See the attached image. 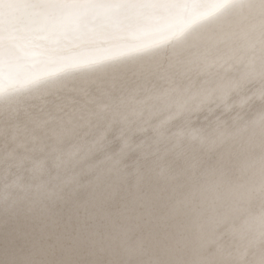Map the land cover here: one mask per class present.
<instances>
[{
    "label": "snow or ice",
    "instance_id": "obj_1",
    "mask_svg": "<svg viewBox=\"0 0 264 264\" xmlns=\"http://www.w3.org/2000/svg\"><path fill=\"white\" fill-rule=\"evenodd\" d=\"M0 264H264V0H0Z\"/></svg>",
    "mask_w": 264,
    "mask_h": 264
},
{
    "label": "bare ground",
    "instance_id": "obj_2",
    "mask_svg": "<svg viewBox=\"0 0 264 264\" xmlns=\"http://www.w3.org/2000/svg\"><path fill=\"white\" fill-rule=\"evenodd\" d=\"M4 105L7 106L9 101L7 100V98H5V100L3 101Z\"/></svg>",
    "mask_w": 264,
    "mask_h": 264
}]
</instances>
